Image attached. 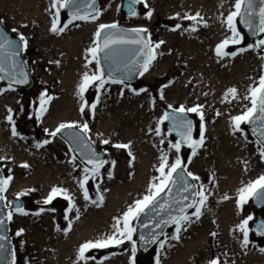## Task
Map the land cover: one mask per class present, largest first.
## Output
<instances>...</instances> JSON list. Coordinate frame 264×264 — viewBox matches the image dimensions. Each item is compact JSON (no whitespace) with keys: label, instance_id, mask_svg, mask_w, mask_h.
<instances>
[{"label":"rangeland","instance_id":"obj_1","mask_svg":"<svg viewBox=\"0 0 264 264\" xmlns=\"http://www.w3.org/2000/svg\"><path fill=\"white\" fill-rule=\"evenodd\" d=\"M25 1L28 0H0V21L10 31L17 29L16 32H12L19 36L23 35L27 40V47L23 49V56L33 82L29 89H21L12 86L10 88L9 85L0 80V89L3 90L0 91V157H4L3 160H0V168L5 178L9 175L12 176V180L5 191L6 205L14 198H19L22 200V207L27 213L24 215L12 211L11 207H7L8 213L12 211V218L9 220V235L15 254V264H38L45 255V252H42V239L38 232L39 214L47 213L57 222L67 215L69 221L64 229L68 228L71 222V228L68 231L73 230L77 234L84 224L83 215H91L101 208V206L92 205L91 201L88 200V205L86 204L87 206L82 213L72 209V215L71 211H66L69 208V202L63 194L56 196L51 201L59 202L56 207H51V203H43L49 193L46 194L42 191V185L47 182L48 178L55 176L57 181H66V179L70 181L62 172L64 161L55 155L52 148L64 149L74 165L83 170L86 168L71 152L63 139L58 135L51 136L50 133L61 123H75L81 126L87 123L88 131L86 133L88 137L104 152L105 160L109 163L113 160L110 156V146L101 141L109 136L117 138L118 133L105 130L108 126H113L114 121L109 118L106 112L107 105L98 106L96 86H90L89 95L83 98L82 103H85L86 107L82 113L80 105L78 108L76 106L78 98L75 100L72 99L74 97L69 98V92L63 85L68 77V72L56 73L54 70H50L53 65L52 55L64 56L63 53L69 47L68 40L72 37L69 26L76 20L72 21L64 32L53 33L49 41L41 42L39 45L40 52H38V19L34 16L33 4H25ZM145 3L148 5L147 8L144 7V3L138 4L137 15L125 16L118 9V0H99L98 10L100 14L98 18L103 17L100 24L117 22L129 28H146L153 46L160 41L164 42L160 44L158 49H154L156 58L150 64L148 71L143 74L144 77L141 75L136 81L124 82V84L107 82L104 88L100 89L99 99L102 95H108L114 91L117 95L115 100L117 103L141 108L147 106L150 116L159 119L164 115L163 108L165 106L171 105L173 108H179L183 105L185 108H189L203 105L202 111L206 128L211 124L212 119L219 118L221 112L224 111L222 101L227 89L235 87L238 93H247L249 85L258 82L259 76L264 72L261 67L264 64V60H261L264 50H249L238 53L235 57L219 58L216 56V45L230 36L231 33L223 29L221 19L217 22V17L214 16L215 10L219 7L222 10L226 9L227 12L234 10L232 7L234 0H145ZM149 9L152 12L150 18L146 16ZM197 12L203 17V21L198 23L183 19L185 14L195 15ZM108 13H112V15L106 16ZM19 19H24L23 24L19 23ZM69 19L70 16L64 9H61L59 26L62 27ZM25 21L31 24L26 26ZM88 21L95 22L91 19ZM177 24L180 25L179 28H176ZM193 26L196 27V31H191ZM237 29L244 39L240 45H229L225 51H236L238 47H246L256 41H250L246 38L238 20ZM95 33L92 42L96 40ZM257 39H264V33ZM48 45H50L49 48ZM38 59L40 63H43L41 68L44 73L41 77L38 76ZM92 64H96V62L93 60ZM146 76L149 77L146 78ZM198 78L213 81L215 91L211 90L209 95L203 93L197 84ZM105 79L108 80L106 76ZM140 89L145 91H140ZM152 89L158 92V98L154 97ZM42 92L52 99L48 100L45 105L47 111L37 119L36 113L40 108V94ZM103 101L107 102L106 100ZM235 101L238 102L237 99ZM93 103H97L95 109L90 107ZM9 109H11V113ZM217 113L220 114L217 115ZM188 114L193 120V138L198 139L200 118L195 113ZM8 115L13 117L14 126L18 133L15 137L11 134L13 125L6 119ZM64 115L69 118L63 119ZM161 125L164 132L171 138L172 143H175L177 139L172 132L168 131L166 120ZM241 128L242 132L258 149L256 139L250 134L247 124L241 125ZM45 140L49 143L45 144ZM57 143H64V147H60ZM37 144L40 147H36ZM150 145L153 144L150 143ZM119 151L113 152V156L115 161L121 163V171L126 173L125 168L129 167L130 161L126 156L118 155ZM190 154L191 150L187 146L181 147L179 155L183 163L187 165L186 170L198 176L199 180L195 181L196 185L207 186L211 195L199 220H195L193 217L195 222L186 226V230L180 233L179 240L169 239L166 242L160 257L161 264H208V261L214 258L219 260V264H255V257L258 254H264L259 250L264 248V236L257 237L250 231L249 240L251 243L247 248H242L240 244L242 234L236 230L235 225L231 223L226 229L221 230V225L216 226L211 215L212 208L221 201L222 195L230 183V178L235 175L236 170L239 172L238 169H234L236 163L228 164L230 171L228 169L227 171H219L218 167L217 170L213 168L209 172L206 167H203L201 168L202 176H199L193 169L196 155L189 162ZM176 155L177 153L173 149L169 163L175 161ZM257 158L261 160L260 154L257 155ZM239 160L241 158L235 161L238 162ZM38 161H40L39 166L42 165V169H38ZM109 163H106L100 171ZM24 164H27L28 167H22ZM262 166L264 167V164ZM38 173H40V177H38ZM51 173H53L52 176ZM128 173L127 179L120 182L121 190L127 192L128 186H136L138 187L137 197L139 196L137 199L142 198L147 194L149 182L153 181V178L149 179L145 172L146 174H143L141 181L134 184L132 182L136 176L135 171ZM261 175H264V172ZM238 176L235 175L236 179ZM71 181L73 180L71 179ZM101 181L99 176L95 179H88L85 188L90 198L98 197L94 182ZM15 183H21L22 192L25 195L19 197L16 194L7 195L8 190ZM108 191L109 189H106V192ZM74 195H76L75 199L79 204L77 208H79L80 202L86 201L79 185ZM194 210L191 208L188 213L190 214ZM103 212L105 213L106 210ZM103 212L101 211V213ZM257 212H260L264 217V207L257 210L249 199L242 209V213L245 214L242 219L249 215L253 217V220L249 221L250 229H252ZM114 215V213L108 214L105 218L106 223L101 224L104 227V234L111 231ZM14 219H18L20 223L18 227L14 224ZM98 221L105 222L102 219ZM225 222L223 221L221 224ZM133 223L135 225V221ZM18 231H21L19 236L16 235ZM174 231L175 226L172 225L164 234L170 237ZM212 233L216 235L213 236ZM133 238L135 239V234ZM163 238L164 236L160 237V239ZM157 247L158 245L154 244L144 254L137 251L135 264H155ZM57 255H60L59 264H129L131 244L125 242L120 249L117 246L107 249H91L85 254L90 259L85 261H76V250L60 251L57 252Z\"/></svg>","mask_w":264,"mask_h":264},{"label":"snow or ice","instance_id":"obj_2","mask_svg":"<svg viewBox=\"0 0 264 264\" xmlns=\"http://www.w3.org/2000/svg\"><path fill=\"white\" fill-rule=\"evenodd\" d=\"M144 3V7L147 8L148 5L145 3V0H131L129 5V14L131 16L137 15L136 10L131 5ZM52 8H54L55 14L53 16L52 25L50 31L53 33L64 32L68 28L69 24L74 20H93L95 21L100 12L95 6V0H52ZM232 11H229L226 16L221 20L222 25L226 26L227 31L231 33L230 36H227L220 43L216 45L215 53L219 58L232 56L235 57L238 53L247 52L249 50L255 51L256 49L264 50V39H257L254 43L248 44L246 47H238L236 51L228 52L225 51L229 45H240L244 39L241 32L237 29V19L239 22L244 24L245 27L250 31L253 37L257 36L260 33H264V0H259V5L257 8L256 0H234ZM61 9H69L70 19L62 27L59 25V16ZM152 12L149 9L146 13L147 17H151ZM179 15V14H178ZM183 19L201 22L203 17L200 16V13L195 15H187ZM258 21V22H257ZM206 26V24H205ZM180 25L177 24L176 28H179ZM175 30V29H173ZM13 32H16L17 29H12ZM191 31H196V27L193 26ZM117 32L130 33L134 34L133 38L130 39H114L113 36ZM147 33L146 28H133L129 30L119 29L117 24H100L97 27L95 37L99 39L103 36V43H98L97 40L93 41L94 46L89 47L86 51L91 54L92 60L96 62L97 70L93 74L88 72L83 73L80 83L77 85V96L83 100V94L90 86H96L97 88V101L99 100L100 89L104 88L105 83H120L124 84L125 80L129 79V73L135 70V62H133V68L125 67L123 71L120 72L121 79H116L114 77L113 71L109 68L107 72L108 80L105 79V72L101 69V59L100 54H104L105 62L109 59V54L111 52L113 45L120 44H129V45H139L138 52L141 54V63L139 64L140 75H143L148 71L150 64L156 58V53L154 49H158L160 44L164 43L160 41L159 43L152 45V42L149 39H146L143 35ZM19 41L22 43L23 47H27V40L23 35L19 36ZM21 50V44H18L15 40L9 39L2 31H0V79H8L10 81L9 87L11 88L12 84H24L27 83V75L22 70L21 63L16 60V57L19 55ZM6 53V55H5ZM261 60H264V56H261ZM10 62V63H9ZM55 63L59 64V61ZM91 63V61H89ZM262 69H264V64H262ZM126 87L128 85H125ZM0 91H3L0 89ZM140 91H145L140 89ZM40 101V108L37 111V119L47 111L45 105L48 100H51L52 97L47 96L46 93L42 92ZM231 96L232 99L239 98L238 90L235 87L229 88L226 90L224 100H227L228 96ZM162 98V97H161ZM243 100L249 101L250 106H245L244 111L240 115H235L230 118L231 127L233 133L242 132L241 125L247 124L252 125V132L256 135V142L258 144V151L260 154L261 160H264V72L259 76L258 82L253 85H249L247 89V95L243 97ZM223 102V101H222ZM85 103H81L80 111L83 113L85 110ZM92 109H95L96 103L90 105ZM172 106L169 105V108ZM203 105H196L194 107L185 108L181 105L177 109H173L171 113H165L157 121L155 128V135H161L160 124L163 121H170L169 132H176L178 139L175 143L169 142L168 148L174 149L177 153L176 159L174 162L169 163V159L166 153H161L159 157V165L155 168L156 172L159 173V176L153 177V181L149 182L147 194L142 198L133 201L125 211L119 217H113L114 223L112 229L109 233L101 235L95 240H89L85 243H82L76 250V261H85L90 259V257L85 254L91 249H107L113 246H119L128 242L131 244V256L129 257V264H135V256L138 250L137 240L134 239V234L137 233V226L134 225V221H138L142 214H144L147 219V213L151 212L153 214L152 218L160 217L161 213H165L167 218H162L157 220L153 225L151 230H148V225L141 223L140 228L145 229L146 231L139 233V247L144 248L146 246H151L153 244L158 245L155 257V264H161V255L162 250L165 248L166 242L171 240H179L180 233L186 230V226L194 223L192 219L195 217V220H199L200 216L203 214V210L207 207V201L210 192L207 190V186L200 184L197 186L195 183H191L188 180V177L192 181H198L199 177L195 176L192 172L186 171L187 165L183 163L180 158V151L182 146H187L191 150V154L188 157L189 162H191L192 157L197 154L198 149L204 146L205 141V123H204V113L202 111ZM11 113V109H9ZM187 113H195L200 118L199 125V138H193V123L190 119L187 118ZM220 113H217L219 115ZM6 119L12 124V136L15 137L18 135L16 128L14 126L13 117L8 115ZM80 128L81 132H73L71 135L75 140L78 141V147L82 146L83 133L88 131L87 123L81 125L75 123H61L54 131L50 133L51 136H56L58 133L66 132L68 129H77ZM151 131V129H149ZM47 131V130H45ZM103 144H108V140H102ZM161 143H164V140L161 139ZM44 143H49L45 140ZM36 147H40L39 144ZM115 148H124L127 149L130 147L129 144H115ZM129 156H132V153L129 151ZM86 157L87 164L91 165L90 168L86 167L84 169V178L79 181V187L83 190L84 199L89 200L88 191L85 188V184L88 179H95L100 174V169L104 167L109 161L103 160L100 156L93 150H91L90 145L88 146V151L84 152ZM4 157H0V160H3ZM111 163H115L112 161ZM247 163V162H245ZM22 167L27 168L28 165L24 164ZM109 178H111V172H109ZM12 180V176L9 175L7 178L0 175V203L5 199L4 193L7 190L9 183ZM173 186H176L177 194L186 193L180 199H165L164 203H160L161 193L172 192ZM63 194L64 198L69 202V208L66 211H71L75 205L72 202V197L68 194L66 189L58 188L53 186L47 198L43 200L44 204H49L56 197ZM17 197L25 195L24 192L16 194ZM191 197V199H190ZM104 197L98 192V201L102 202ZM223 200H228L230 197L225 194L222 197ZM249 199L256 200L257 202L264 203V175H260L254 180H250L245 184H242L236 190V208L240 210L242 206L248 203ZM94 200L92 201L97 207L100 206V203ZM13 204L12 201H9L7 205L3 207H11ZM194 208L190 214L187 209ZM175 210L177 215H171V211ZM12 211L19 212L21 214L27 215L25 210L19 204H16ZM12 211L7 215V219L12 218ZM43 211V209H41ZM77 218L78 215H77ZM65 219H68L67 215ZM253 217L249 215L245 219H241L240 223L235 226L236 230L242 234V239L240 244L242 248H247L250 245L249 233L254 231L256 235L264 236V222L257 225L256 229L249 228V221H252ZM174 225L175 231L169 237L165 235L162 231L163 226L165 225ZM4 225V218L0 214V255H7L6 244L4 241L7 237L3 234L2 228ZM71 228V222L69 223L68 228L64 229L65 233ZM160 229V231H157ZM22 231V230H21ZM21 231L16 233L17 236L21 235ZM215 236V233H212ZM164 236L163 239L159 237ZM261 252H264V248L259 249ZM11 260H7L5 264H15V254H11ZM107 259V257H105ZM208 264H219V260L214 258L208 261Z\"/></svg>","mask_w":264,"mask_h":264},{"label":"bare ground","instance_id":"obj_3","mask_svg":"<svg viewBox=\"0 0 264 264\" xmlns=\"http://www.w3.org/2000/svg\"><path fill=\"white\" fill-rule=\"evenodd\" d=\"M33 4L34 16L38 19V52H40L39 45L43 41H49L53 32L50 31L53 16L55 14V9L52 8V0H28L25 4ZM225 7V6H223ZM228 14L226 9L221 7L216 8L215 15L217 17V22L223 19L224 16ZM112 13H108L106 16H110ZM103 17L98 18L95 22H89L88 20H76L71 26H69V31H72V37L68 40L69 47L63 53L64 56H54L52 55V66L50 70H54L56 73L68 72L67 79L63 82L69 92V98L77 101L78 105H81L82 100L77 96V85L81 81L83 73L88 72L90 75L95 73L97 70L96 64H92V57L90 53H87L89 47H93V36L97 26L101 23ZM19 23L23 24L24 19H19ZM31 23L25 21V25L29 26ZM59 26V25H58ZM223 29L227 31L226 26L223 25ZM50 45H48V48ZM59 61V64L55 63ZM91 61V63H89ZM43 63H40L38 59V76H43L44 70H42ZM144 77V75L142 76ZM149 76H146L148 78ZM197 84L199 89L205 94L210 93L212 90L215 91L213 87V81H205L198 78ZM89 87L83 94V98L89 95ZM238 102L229 95L227 100H223L222 105L224 106V111L221 112L219 118H214L210 121V125L205 128V141L204 146L198 149L195 162L193 164L194 171L202 176L201 168L206 167L209 172L213 168L219 167V171H230L228 164L231 162L236 163L234 169H238L239 172H234L235 175H239L236 179L235 175L230 178V183L227 185L222 197L227 194L230 199L223 200L216 204L211 210V215L213 221L217 225H221V230L226 229L231 223L235 226L240 223L241 219L244 217L242 209L237 210L235 200H236V190L242 186V184L247 183L250 180H254L259 177L264 172V160L257 158L259 154L256 146L250 141L248 136L243 132L233 133L231 127L230 118L235 115H240L245 106H249V101L243 100V97L247 93H238ZM93 95V94H92ZM117 95L112 91L108 95H102V97L96 101L99 107L107 105L106 112L110 119L114 121L113 126H108L105 130L118 133L117 138L109 136L104 140H108L107 146H110V156L113 158L112 161L115 163H109L99 174V180L101 182H94L95 190L98 195L104 197L102 202L98 201V197L93 199L89 197V201H98L101 208L96 210L93 214H84V224L79 233H75L73 230L67 231L65 233L64 228L68 224L69 219H60L58 222L47 213L38 215V232L40 235L42 252H45L43 260L38 264H59L60 255L57 252L63 251L68 252L69 250H77L78 247L89 240H95L101 235H104V227L101 226L102 223H106L105 218L108 214L114 213L115 217L121 216L123 211L135 200H137L138 187L128 186L127 192L121 190L120 182H124L129 171H135L136 176L132 183L140 182L143 174L148 175L151 179L158 175L155 168L159 165V157L161 153H166L169 157H172V150L168 148V143L172 142L169 135H167L162 125L160 124L161 135H155V128L159 118L151 117L150 112L146 108L135 107L133 105L119 104L115 100ZM106 100L107 102H104ZM221 102V100H220ZM237 102V103H236ZM236 103V105H234ZM97 104V103H96ZM75 106V107H76ZM244 106V107H242ZM242 107V108H241ZM146 115V117H144ZM68 116L64 115V118ZM69 118V117H68ZM151 129V131L149 130ZM161 139L164 143H161ZM150 143L153 145L151 146ZM60 147H64V143H57ZM115 144H129L130 147L115 148ZM53 149L55 155L64 161L62 165V172L64 175L70 179L68 181H57L55 176L48 178L45 184H41L44 193H49L53 186L58 188L66 189L68 194L72 197V202L75 205L73 210L83 212L84 208L88 205L87 201L80 202L79 205L75 199V192L78 189L79 181L84 178V170L76 165H74L72 159L66 154L65 150H60L59 148ZM120 150L118 155H124L130 161L129 167L125 168L126 173L122 172L120 167L121 163L115 161L113 152ZM129 151L132 156H129ZM39 156V155H38ZM241 158L238 162L236 159ZM243 160V161H242ZM38 169H42V165ZM247 162V163H245ZM241 163V164H240ZM245 163V164H244ZM252 163V165H250ZM244 164V165H243ZM109 172H111V178H109ZM146 172V173H145ZM41 173V172H40ZM38 173V177L39 174ZM134 173V174H135ZM260 174V175H259ZM51 176L53 173L50 174ZM71 179L73 181H71ZM106 189H109L106 192ZM41 191V190H40ZM22 192L21 183L12 184V187L8 190L7 195L17 194ZM141 192V191H140ZM87 204V205H86ZM92 205H95L92 203ZM106 210L104 213L103 211ZM101 211L103 213H101ZM73 215V211L71 210ZM102 219L105 222L98 221ZM226 221L224 224H221ZM14 224L18 227V219H14ZM102 227V228H101ZM102 229V230H101ZM255 264H264V254H258L254 259Z\"/></svg>","mask_w":264,"mask_h":264},{"label":"water","instance_id":"obj_4","mask_svg":"<svg viewBox=\"0 0 264 264\" xmlns=\"http://www.w3.org/2000/svg\"><path fill=\"white\" fill-rule=\"evenodd\" d=\"M130 3H131V0H118L119 11L121 13L127 15V16H131L129 14V5H130ZM256 5H257V8H258L259 0H256ZM95 6H96L97 9L99 8L98 0H95ZM131 6L134 7L135 10H136L138 4H134V5H131ZM65 10H66V12L69 15V9H65ZM238 21H239V18H238ZM111 24H113V23H111ZM115 24H117L118 28L122 29V30L133 29V28L125 27V26H123V25H121L120 23H117V22H115ZM239 24H240L241 28L243 29L245 35L247 36V38L249 40L254 41L260 36L261 33L258 34L255 37H253L251 35L250 31L245 27L244 24H242L240 22H239ZM0 31H2L4 33V35H6L9 39L15 40L18 44H21V50L19 51V55L16 57V60L21 63L22 70L27 75V83H24V84H12V86L16 87V88H23V89L30 88L32 83H33L32 82V77H31V74L29 72L27 63H26V61L24 59V56H23V45L19 41V36L14 34V33H12L10 30H8L1 21H0ZM143 35L145 36L146 39H149L147 33H144ZM133 36H134V34L117 32L115 34V36H113V38L114 39H119V38L130 39V38H133ZM97 42L102 44L103 43V36L100 37L99 39H97ZM139 47H140L139 45H129V44L113 45L112 49H111V52L109 54V59H108L107 62H105V60H104V54L101 53L100 54V59H101L100 66H101V69L104 70L105 75L107 76V72H108L109 68H111V70L113 71L114 77L116 79H121L122 77L120 75V72L123 71L125 67L133 68V66H134L133 62H135V70L132 71L131 73H129V77L130 78L125 80V81H129V82L136 81L137 78L140 76V74H139V72H140L139 64L142 62L141 61V54L138 52ZM5 55H6V53H5ZM262 55L264 56V51L262 52ZM0 75H2V74H0ZM1 80L4 83L8 84V85L10 83V81L8 79H1ZM152 93H153L155 98L159 97V94H158V92L155 89H152ZM173 109H176V108H172V107L169 108L168 106H165L163 108L164 114L166 112L167 113H171ZM187 118L192 121V118L188 115V113H187ZM166 121H167L168 126L170 127V121H168V120H166ZM192 123H193V121H192ZM252 127H253L252 125H248V129H249L250 133L253 135V137L255 139H257L256 135L253 134V132L251 130ZM66 132L69 133V134H65L64 132H62V133H58V135L62 139L65 140V142L69 146L70 150L78 157V159L86 167H88V168L91 167V165L87 164L86 157L84 156V152L88 151V146L89 145H90L91 150L95 151L100 156L101 159L105 160L104 153L101 150H99L94 145V143L89 139V137L87 136L86 133L82 134L83 135L82 146L78 147V141L73 138L71 133H73V132H81L80 128L68 129V130H66ZM172 133L178 139V137L176 135V132L173 131ZM0 175L5 177L3 172H2V170H1V168H0ZM188 180L191 183H195L194 181L191 180L190 177H188ZM183 195H186V193H179V195H178L177 191H176V186H173V191L172 192H167L166 191L164 193H161L160 203H164L165 199H168V200L180 199V198H182ZM190 199H191V197H190ZM251 200H252L251 201L252 205L257 210H260L262 207H264V203L257 202L256 200H253V199H251ZM12 202H13V204L11 206L12 208H14L16 204H19L20 206L23 205V202L20 199H18V198L14 199ZM3 205H6L5 199H4V201L2 203H0V214H2V216L4 218V225H3V228H2V232L7 237V239L4 241V243L6 244V252L8 254L7 255H0V264H5V262L7 260H11V258H12L11 254L14 253L13 245H12V242H11V237L9 235V219H7L8 211H7V207H3ZM57 205H59V202L51 203L52 207H56ZM188 210L189 209H187V211ZM171 215H177V212L175 210H172L171 211ZM147 216H148V218L146 219L144 214H142L140 219L135 222V226H137V233L135 234V239L137 240V244H138V250L137 251L139 253H141V254H143L147 250H149L152 245L151 246H146L144 248H140L139 247V233L143 232V231H146L145 229L140 228L139 225L141 223L147 224L148 225V230H151L153 225L157 222V220L162 219V218H167L165 213H161L160 217H156L154 219L152 218L153 214L151 212H148ZM262 222H264V218H263V216H262V214L260 212H257L252 229H256L257 225H259ZM169 226H171V224L163 226V229H162L163 233ZM157 231H160V229H157ZM253 233L256 235V233L254 231H253ZM256 236H259V235H256ZM117 248L118 249L122 248V245L117 246Z\"/></svg>","mask_w":264,"mask_h":264}]
</instances>
